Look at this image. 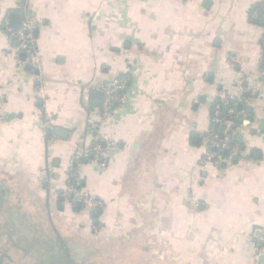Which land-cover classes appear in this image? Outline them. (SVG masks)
Returning <instances> with one entry per match:
<instances>
[{
    "label": "crops",
    "instance_id": "1",
    "mask_svg": "<svg viewBox=\"0 0 264 264\" xmlns=\"http://www.w3.org/2000/svg\"><path fill=\"white\" fill-rule=\"evenodd\" d=\"M258 1L0 0V264H264L250 244L264 234V25L249 17ZM14 12L35 19L44 98L6 47L1 21ZM123 74L125 101L102 128L115 140L107 162L78 169L101 201L88 216L54 192L87 141L96 92ZM238 76L259 88L234 136L241 159L201 169L199 132ZM47 124L64 136L49 141Z\"/></svg>",
    "mask_w": 264,
    "mask_h": 264
},
{
    "label": "built area",
    "instance_id": "2",
    "mask_svg": "<svg viewBox=\"0 0 264 264\" xmlns=\"http://www.w3.org/2000/svg\"><path fill=\"white\" fill-rule=\"evenodd\" d=\"M249 17L264 25V0L256 2L249 11ZM34 17L29 12L23 13L19 28L15 29L7 14L1 21V27L6 36V47L11 51L16 66L19 68L28 67L37 80L35 94L41 98L45 97V85L40 74V58L35 47V38L32 32ZM264 45V35L262 38ZM23 56V57H22ZM227 62L236 64L237 58L229 56ZM264 74L263 70H259ZM130 76L123 74L112 78L107 84L101 85L102 101L98 107H93L89 111L84 122L85 142L77 141L74 145L71 156L65 167L67 181L63 188L54 192L55 197L65 204L78 201L80 212L92 215L95 208L101 205V201L93 194L82 187V180L79 176V166L83 162H92L96 165L104 166L107 162L108 152L115 140L107 136L102 128L105 122L115 112L117 106L124 101V94L129 87ZM259 88L251 87L244 77L238 76L233 83L232 90H221L217 99L209 109L208 126L199 132L202 139L201 150L197 161V166L205 169L209 166L218 167L222 163H231L241 159V151L235 146V134L245 128V108L256 95ZM4 96H0V119L4 118L2 106ZM48 140L53 141L58 137L48 124L45 133ZM49 166L42 168L43 174H47ZM93 229H99V223L89 220ZM253 256L258 258L264 255V234L252 237L250 240Z\"/></svg>",
    "mask_w": 264,
    "mask_h": 264
},
{
    "label": "water",
    "instance_id": "3",
    "mask_svg": "<svg viewBox=\"0 0 264 264\" xmlns=\"http://www.w3.org/2000/svg\"><path fill=\"white\" fill-rule=\"evenodd\" d=\"M10 16H11V24H12V26L15 29L19 28V25H20V15H19V13L14 12V13H11ZM95 101L97 103H101V101H102V91L101 90L96 92ZM53 131L56 132L58 135L64 136V134L62 132L63 130L60 129V128H54Z\"/></svg>",
    "mask_w": 264,
    "mask_h": 264
},
{
    "label": "trees",
    "instance_id": "4",
    "mask_svg": "<svg viewBox=\"0 0 264 264\" xmlns=\"http://www.w3.org/2000/svg\"><path fill=\"white\" fill-rule=\"evenodd\" d=\"M251 20H252V19H251ZM253 21H254V20H253ZM259 23H262V22H259ZM94 212L97 213L96 210H95Z\"/></svg>",
    "mask_w": 264,
    "mask_h": 264
}]
</instances>
